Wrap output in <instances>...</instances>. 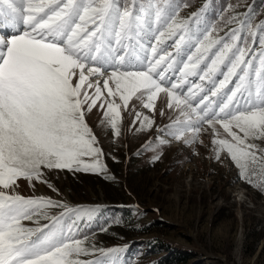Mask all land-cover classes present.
Returning <instances> with one entry per match:
<instances>
[{
    "label": "snow or ice",
    "instance_id": "snow-or-ice-1",
    "mask_svg": "<svg viewBox=\"0 0 264 264\" xmlns=\"http://www.w3.org/2000/svg\"><path fill=\"white\" fill-rule=\"evenodd\" d=\"M178 8L172 0H127L124 5L120 0H0V264H119L114 254L120 248L99 250L102 256H112L108 261L78 259L88 250L85 241L76 238L77 221L91 219L98 209L5 191L14 189L18 178L46 183L45 168L103 171L101 149L94 146L96 138L85 121V112L95 107L104 110L119 135L121 107L127 109L139 93L146 97L143 107L154 111L159 94L165 93L167 107L178 109L183 119L162 131L192 143L204 124L214 136H219V125L231 140L213 139L217 158L227 149L242 178L251 182L258 168L264 175V150L257 155V146L249 142L264 140V22L255 27L241 22L226 38H213V30L200 39L189 20L177 19ZM190 19L199 22V13ZM245 30L247 38L241 35ZM153 32L159 33L155 43L145 45L143 38ZM173 37L175 54L159 55L165 38ZM248 38H258L261 50L249 46ZM185 43L195 52L173 82L166 73L177 64L175 56ZM148 48L151 56L137 54ZM217 73L223 76L218 84ZM197 75L211 83V97L226 89L233 77L235 87L224 92L221 103L205 95L193 106L195 90L204 89L194 85L183 97L180 93L188 78ZM117 96L121 103H116ZM140 117L136 113L134 125ZM140 124L151 127L152 121L144 117ZM86 156L91 163L85 162ZM257 186L264 187V181ZM49 207L64 212L42 227L22 224L34 216L48 219Z\"/></svg>",
    "mask_w": 264,
    "mask_h": 264
},
{
    "label": "rangeland",
    "instance_id": "rangeland-1",
    "mask_svg": "<svg viewBox=\"0 0 264 264\" xmlns=\"http://www.w3.org/2000/svg\"><path fill=\"white\" fill-rule=\"evenodd\" d=\"M215 1L204 0L194 9L181 4V0H172V3L179 6L177 19L189 20V28L197 32L200 39L213 30V38H226L232 29L240 28L241 22L250 21L254 27L264 22V0H226L224 7L216 11L218 20L211 15L216 8ZM126 2L120 0L121 5ZM194 13H199V22L190 19ZM158 34L153 32L142 42L154 44V35ZM241 35L248 37L246 30ZM175 39L165 38L159 46V55H174ZM247 43L257 52L261 50L258 38L255 42L248 38ZM194 52L191 44H182L181 54L175 56V68L183 67ZM137 54L143 58L151 56V51L148 48ZM222 71L226 68L222 67ZM221 79V73L214 77L217 84ZM193 81L204 89L201 98L207 95L218 104L225 99L224 92L235 87L236 78L233 77L217 97L210 95V82L200 81L199 76ZM185 89L181 97L186 95ZM195 91L198 96L200 91ZM104 93L107 96V90ZM115 100L121 103L118 96ZM145 102L146 97L138 93L129 101L127 109L121 107L119 135L107 123L104 110L95 107L85 112V121L96 138L94 146L101 149L99 159L103 171L45 168L42 171L46 183L34 179L30 184L27 179L18 178L14 189L5 191H15L25 197H48L72 208L98 209L91 219L84 217L77 221L76 238L84 240L83 247L88 250L78 257L82 261H108L112 256H102L99 250L120 248L122 251L114 254L119 264L140 261L157 264L155 259L162 256L181 258L172 264H264V187L257 186L264 181V175L259 168L249 182L241 177L227 149L221 150L217 158L218 146L212 143L213 139L231 140L219 125V136H214L204 124L192 143L162 131L177 119H183L178 109L167 107L165 93L159 94L154 111L144 108ZM198 102L197 98L193 106ZM213 108L219 110L215 104ZM136 113L141 114L140 121L148 117L151 127L141 128L140 121L134 125ZM190 136L185 132V138ZM160 139L168 142L160 144ZM249 142L257 146V155L259 150H264V140ZM83 159L86 163L92 162L91 157ZM39 189L46 195L37 193ZM127 207L132 208L134 215L120 217L117 212ZM62 212V207H49L46 209L48 219L34 216L32 220H23L22 224L42 227L51 224L50 218ZM65 219L71 223L67 217Z\"/></svg>",
    "mask_w": 264,
    "mask_h": 264
},
{
    "label": "trees",
    "instance_id": "trees-1",
    "mask_svg": "<svg viewBox=\"0 0 264 264\" xmlns=\"http://www.w3.org/2000/svg\"><path fill=\"white\" fill-rule=\"evenodd\" d=\"M225 1L226 0H217V2L215 1L214 4L217 7V9H218V7L219 8H223L224 4H225ZM181 2H182L181 4H183L185 6H189V7L194 9V8H198L200 5H202L204 0H181ZM220 23L222 24V21ZM221 28L222 27H219V29H221ZM117 214L120 217H122V218H127L128 216H133L134 215V211L132 210L131 207H127V208H125L123 210L118 211ZM179 259H181V258H177V256L175 257V259H173L171 256H162V257H159V258L155 259V262L157 264H172V263H174L176 261H179ZM135 264H153V262L140 261V262L135 263Z\"/></svg>",
    "mask_w": 264,
    "mask_h": 264
},
{
    "label": "bare ground",
    "instance_id": "bare-ground-1",
    "mask_svg": "<svg viewBox=\"0 0 264 264\" xmlns=\"http://www.w3.org/2000/svg\"><path fill=\"white\" fill-rule=\"evenodd\" d=\"M37 193H39L40 195H46L42 189H39Z\"/></svg>",
    "mask_w": 264,
    "mask_h": 264
}]
</instances>
